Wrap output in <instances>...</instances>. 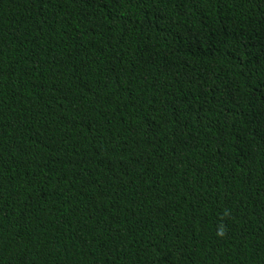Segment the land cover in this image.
I'll return each instance as SVG.
<instances>
[{
    "label": "trees",
    "instance_id": "16d2710c",
    "mask_svg": "<svg viewBox=\"0 0 264 264\" xmlns=\"http://www.w3.org/2000/svg\"><path fill=\"white\" fill-rule=\"evenodd\" d=\"M0 264H264V0H0Z\"/></svg>",
    "mask_w": 264,
    "mask_h": 264
},
{
    "label": "clouds",
    "instance_id": "9594fccd",
    "mask_svg": "<svg viewBox=\"0 0 264 264\" xmlns=\"http://www.w3.org/2000/svg\"><path fill=\"white\" fill-rule=\"evenodd\" d=\"M222 234V233H221Z\"/></svg>",
    "mask_w": 264,
    "mask_h": 264
}]
</instances>
